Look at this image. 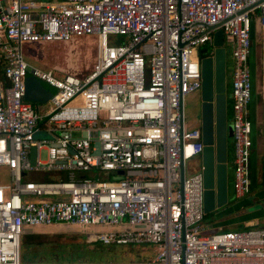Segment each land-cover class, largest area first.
I'll list each match as a JSON object with an SVG mask.
<instances>
[{
	"label": "built area",
	"instance_id": "2783aa9c",
	"mask_svg": "<svg viewBox=\"0 0 264 264\" xmlns=\"http://www.w3.org/2000/svg\"><path fill=\"white\" fill-rule=\"evenodd\" d=\"M252 17L264 51V0H0V166L10 178L0 184V264H24V231L57 223L86 244L155 247L125 264H264V227L204 231L202 167L188 169L200 129L184 115L200 87L198 51L212 55L220 29L231 43L232 191L248 193ZM82 37L95 46L85 75L24 60V45ZM27 73L54 88L42 114L24 98ZM262 92L264 125V77Z\"/></svg>",
	"mask_w": 264,
	"mask_h": 264
},
{
	"label": "rangeland",
	"instance_id": "374dc122",
	"mask_svg": "<svg viewBox=\"0 0 264 264\" xmlns=\"http://www.w3.org/2000/svg\"><path fill=\"white\" fill-rule=\"evenodd\" d=\"M257 11H255V16ZM249 35L251 38V47L249 55L250 74L252 78V94L250 107L256 104L258 112V120H263L262 116V95H263V77H264V51L263 39L259 24L251 18ZM117 40L120 37H115ZM222 46L225 51V66H224V81L225 94L230 95L231 90V43L223 41ZM24 60L29 66L41 69H53L55 75L61 76L63 72L76 74L78 76L85 75L90 70L94 57L95 46L93 41L88 37H82L68 42L60 43H44L30 44L23 46ZM199 69H200V63ZM1 70V68H0ZM230 73V75H229ZM229 103V99H226ZM30 104L41 114L49 107V101L36 102L29 101ZM193 112L190 106V96H185L184 115L185 123L192 124L194 121ZM229 116L226 115V126L229 127ZM263 135V131L260 133ZM35 137L46 138L48 135L44 132H36ZM231 140V137H227ZM44 149L39 151L40 159H44ZM188 172V170H187ZM231 179V169L228 168ZM255 174V173H254ZM116 178V177H113ZM10 182L9 172L7 167L0 166V184H8ZM264 184V183H262ZM250 192L258 191L262 187L260 184L250 186ZM232 184H228V193H231ZM252 201L245 209L248 213L256 216V223L253 227H264V199L257 198ZM225 206L222 205L221 207ZM215 218L213 213L207 214L202 219V227L205 232L210 230L211 223ZM247 228V227H245ZM244 229V227L236 228V230ZM34 235V236H33ZM40 239L42 242H55L76 240L83 242L81 237L84 233L77 227L66 225L65 223H57L48 227L35 228L30 232H25L21 235L20 256L21 262L27 263H42L45 260L38 259L39 256L46 255L48 247L46 245H36L31 242V237ZM80 239V240H79ZM156 255L155 247L152 244L143 245H116V244H100L91 243L83 244L77 247V252L71 257L62 260L63 257H57L54 262H91V263H106V264H125L128 262H145L152 259ZM62 260V261H61ZM51 262L53 260H46Z\"/></svg>",
	"mask_w": 264,
	"mask_h": 264
},
{
	"label": "water",
	"instance_id": "95a60500",
	"mask_svg": "<svg viewBox=\"0 0 264 264\" xmlns=\"http://www.w3.org/2000/svg\"><path fill=\"white\" fill-rule=\"evenodd\" d=\"M222 33H213V52L200 59V138L203 182V212H211L226 203V137L231 136V125L226 126L225 117V51ZM24 98L28 101L45 102L54 92L49 84L27 73L24 78ZM97 154L98 144H93ZM35 147L29 150V162L34 164ZM121 172H118L120 174Z\"/></svg>",
	"mask_w": 264,
	"mask_h": 264
},
{
	"label": "crops",
	"instance_id": "0c3cea01",
	"mask_svg": "<svg viewBox=\"0 0 264 264\" xmlns=\"http://www.w3.org/2000/svg\"><path fill=\"white\" fill-rule=\"evenodd\" d=\"M230 75V73H229ZM190 101L192 99L193 93L189 94ZM229 99V103L227 100ZM230 95L226 96L225 94V104H226V115L229 116L230 121ZM248 116L251 120L253 125L252 127V147H251V154H250V163H249V177H250V185L249 191L245 195L239 198H235L233 196V191L231 189V193L227 192V199L225 206L214 208L211 212L213 213V217L215 218L212 223L210 230H236L239 227H253L256 223V216L253 214L248 213L245 211L246 207L254 200H258L257 198L264 199V188H260L258 191H252L250 186L260 184L262 187L264 178L262 175L264 174V125L263 120H258V112L256 104L253 107H248ZM191 127H198L196 122H192V124H187ZM200 129V128H199ZM263 131V135L261 136L260 133ZM231 137V136H228ZM226 165L227 171L230 167L231 169V179L230 174L228 173V184H232V149H231V140H227L226 137ZM201 161V154H198L193 159H191L188 163V169L197 168L200 165ZM255 173V174H254Z\"/></svg>",
	"mask_w": 264,
	"mask_h": 264
},
{
	"label": "trees",
	"instance_id": "16d2710c",
	"mask_svg": "<svg viewBox=\"0 0 264 264\" xmlns=\"http://www.w3.org/2000/svg\"><path fill=\"white\" fill-rule=\"evenodd\" d=\"M198 54L204 55V54H206V52L204 50L200 49L198 51ZM250 103H251V99H250L248 107H250ZM252 127H253V125H252ZM262 178H264V174L262 175ZM263 183H264V181H263ZM210 213H212V212L204 213L203 217L206 216L207 214H210ZM30 231L31 230H25L24 233L30 232ZM33 236L30 239L31 242H33L36 245H46L48 247L46 255L44 254V255L38 257V259L45 260V262H48L46 260H53L51 262L59 261V260H56L58 256L63 257L62 260L69 257V256L71 257L73 254H75V252H77V247L79 245L86 244L84 242H82V243L79 242L78 239L68 240V241H56V243L55 242H42L40 239H36Z\"/></svg>",
	"mask_w": 264,
	"mask_h": 264
},
{
	"label": "flooded vegetation",
	"instance_id": "af4514ba",
	"mask_svg": "<svg viewBox=\"0 0 264 264\" xmlns=\"http://www.w3.org/2000/svg\"><path fill=\"white\" fill-rule=\"evenodd\" d=\"M203 50V49H202ZM210 55H201V54H198V58L199 59H202V58H205V57H209ZM201 82V81H200ZM200 87L197 91H195L193 93V96H192V99L190 101V106H191V111L193 112V118H194V122L197 123V126L200 128V120L197 118V115L199 113V109H200ZM226 108V106H225ZM225 113H226V109H225ZM226 190L228 192V173L226 171Z\"/></svg>",
	"mask_w": 264,
	"mask_h": 264
}]
</instances>
